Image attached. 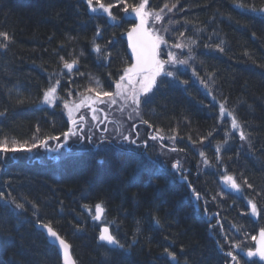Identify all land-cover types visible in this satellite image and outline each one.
<instances>
[{"label":"trees","instance_id":"obj_1","mask_svg":"<svg viewBox=\"0 0 264 264\" xmlns=\"http://www.w3.org/2000/svg\"><path fill=\"white\" fill-rule=\"evenodd\" d=\"M140 2L0 0V32L10 37H0V142L37 145L0 151V264H62L44 225L76 264H264L247 255L264 230V0H148V11H170L175 37L163 35L161 60L166 51L191 60L160 79L141 115L140 139L152 149L64 144V105L94 79L112 91L132 65L125 35L135 20L120 7ZM52 86L56 102L45 105ZM233 117L247 146L229 131ZM177 158L180 173L167 163ZM227 177L239 192L226 190ZM102 226L118 245L100 242Z\"/></svg>","mask_w":264,"mask_h":264},{"label":"rangeland","instance_id":"obj_2","mask_svg":"<svg viewBox=\"0 0 264 264\" xmlns=\"http://www.w3.org/2000/svg\"><path fill=\"white\" fill-rule=\"evenodd\" d=\"M125 8L126 7H124L123 5L120 7V11H122L123 14H125V16L133 18L134 20L138 18L135 15V13L132 11V8H128L127 12L125 11ZM145 10L148 11V8L146 7ZM148 12L152 13V15H149L146 18V24L152 33L163 37L164 41H165V37L168 38L175 37L173 32L170 34V32L168 31L169 25L171 23L170 11H161V12L148 11ZM103 13L109 16V13L104 10ZM156 14H159L161 16L160 20H157L155 18ZM257 14L264 15V12L261 11L258 12ZM162 44L164 45V48L166 50L167 48L168 49L170 48L168 43H162ZM169 53L172 52L169 51L163 52L162 60L168 61ZM175 53L176 54L174 55L177 61L188 60L187 63L186 64H180L175 62L166 63L164 66L165 72L168 71L175 72L178 69L189 70L190 69L189 62H191V60L189 59L188 55L186 53H183V51L175 52ZM159 56L161 57V53H159ZM160 57L159 59H161ZM164 76L165 75L161 74L156 78V83L153 85L151 91H149L148 93L140 94V104L138 108L132 102L131 94L133 88L139 89L140 87L139 83H135L133 85H127V81H125V84L127 85V91L122 96L114 95L110 99L109 97L103 96L104 91L101 89V84L99 85V83H97L98 81H96L97 79H94L93 82L90 83L89 90L86 91V93H84L83 97H78L77 100L70 101L68 103V108H65L64 106L65 114L68 118L69 124L71 125L70 129L77 132L76 136H72L73 137L72 139H67L64 144L66 145V143L71 144L72 142H76L73 144L77 146H80L79 144H82V146H84L86 144V141H89L91 143H94L95 145H99L101 143L104 145L110 144L126 149L129 147H135V146L138 147L142 145L144 150H146V148L149 146L148 148L150 151L154 143L146 142L145 144V142L141 141L140 139L141 132L139 125H140V120L142 119L141 115L144 114L146 105L150 102L151 97L160 82V79L163 78ZM108 92L115 93L116 92L115 85L114 88H112V91H108ZM98 93L100 94L99 96L97 95ZM112 99L115 100V103L111 102ZM101 100L103 102H101ZM55 102L56 99L54 103ZM54 103L49 104L45 102V105L52 106ZM69 109H72L71 117L69 116ZM222 116L229 117L230 114L223 111ZM232 119L230 120L231 128L229 129V131L232 130L233 134H235L238 138H240V132L243 131V129L241 128V126L238 129L233 128ZM73 120L76 121L75 124L72 123ZM124 136H128L130 140L132 139L136 140V144H131L129 141H125L123 139ZM77 142H81V143L78 144ZM242 144H243L242 147L247 146V137L246 139L242 140ZM158 155L161 161L163 162L164 159L161 156L160 150L158 151ZM177 162H179V166L183 164L182 160H179L178 158L174 159L173 161L170 160L167 161L168 166L171 167L173 171H176V173H180V171H182L183 169L181 166H180L181 168L179 167V170L172 167L173 164ZM181 162L182 164H180Z\"/></svg>","mask_w":264,"mask_h":264},{"label":"snow or ice","instance_id":"obj_3","mask_svg":"<svg viewBox=\"0 0 264 264\" xmlns=\"http://www.w3.org/2000/svg\"><path fill=\"white\" fill-rule=\"evenodd\" d=\"M99 2V0H98ZM89 5L92 4V0H88ZM148 4V0H141V2L138 5L132 6V11L135 13V15L139 18L140 23L136 25L129 33V41H130V47L132 48L133 56L135 58V63L131 66L124 69L123 75L119 77V80L116 82V92H104L103 96L109 97L110 99L116 95V96H122L127 91V85H133L135 83H139L140 87L139 89L133 88L131 99L132 102L139 107L140 104V94L141 93H148L151 91L153 85L156 83V78L160 76L161 74L166 76H173V73L168 71L165 72V64L166 63H180V64H186L187 60H176V57L174 54L169 53V60H161L158 56V49L162 43H167L164 41L163 37L158 36L152 32H150L148 29L145 28L146 24V18L149 15H152V13L146 11V7ZM175 5H173L174 7ZM242 6V5H241ZM99 7L103 9L106 12H109V9L111 6L105 7L103 3H99ZM167 7V5L165 6ZM96 8H93V11H96ZM128 8L126 6L125 11L127 12ZM262 12H264V9H261ZM157 20L161 19V16L159 14H156L155 17ZM0 37H3L4 40H9L10 37L5 32H0ZM0 47H7L6 44H0ZM174 47L180 48L182 45L176 44ZM97 51H99V47L97 46ZM223 51V49H221ZM76 63L75 60L72 61V63L65 62L64 67L66 69L71 70L73 68V65ZM125 81H127V85L125 84ZM59 84V81L56 82ZM98 83V82H97ZM56 87L52 86L50 87L44 94V101L46 103L52 104L54 103L56 99ZM91 91V89H90ZM100 95L99 93L97 94ZM101 102H103L101 100ZM112 103H115V100H111ZM65 108H68V104L66 103ZM136 110V109H134ZM224 111L223 105L221 106V112ZM72 109H69V116L71 117ZM0 115H3V113H0ZM95 118V117H94ZM73 124L76 123L75 120L72 121ZM144 123H147L144 121ZM232 127L233 128H240V124L237 122L235 117L232 119ZM67 140L70 136H76L77 132L73 131L72 129H69L68 132H65L62 134ZM49 139H56L59 140V137H49ZM123 139L125 141H129L131 144H136V140L132 139L130 140L128 136H124ZM151 139L155 140L157 139L156 136L151 137ZM240 139L244 140L246 139V136L243 131L240 132ZM146 144V142H145ZM41 146L47 148V140L41 141ZM37 147L36 144L32 145H17L15 141L12 142L11 147H9L7 140L0 142V151L8 152V151H19L24 150L31 152L33 148ZM60 147V145H58ZM50 151H56V149H49ZM175 150V149H173ZM203 155V153H201ZM173 168L179 170V162L173 164ZM229 182H231V186L237 190H239V185L235 182V180L232 177L226 178ZM197 199H199V194H196ZM251 203V202H250ZM17 208H23L22 204H16ZM252 211L255 213L257 210V206L255 203H251ZM97 214L101 213L103 211L101 204H97L95 206ZM96 218H99V215H97ZM159 223V221H157ZM47 229L48 234L51 237H54L57 241H59L60 246L64 250V256H65V264H70V257L68 253L69 245L63 240L57 232L50 226V225H44ZM262 239H264V233H261ZM99 239L101 241H106L109 244H119V242L116 240V238L109 233V230L107 228L103 229V232L99 236ZM120 247H123V245H119ZM165 252L173 259H176V256L172 252H168L167 249H165ZM259 255L261 259H264V244H262L256 252L249 251L248 256H255ZM231 255V253H229ZM235 259V257H233Z\"/></svg>","mask_w":264,"mask_h":264},{"label":"water","instance_id":"obj_4","mask_svg":"<svg viewBox=\"0 0 264 264\" xmlns=\"http://www.w3.org/2000/svg\"><path fill=\"white\" fill-rule=\"evenodd\" d=\"M139 23H140V20H139V18H137L135 25H134V26H133V27H132L127 33H126V36H125V39H126V42H127V46H128V54H129V56H130V58H131L132 64L135 63V58H134V56H133L132 48L130 47V41H129L128 33H129L134 27H136V25H138ZM145 28L148 29L147 24H145ZM148 30H149V29H148ZM158 56H159V49H158ZM73 69H74V66H73V68H72L71 70H73ZM227 184H228L229 186H228ZM223 185H225V187H226V189H227L228 191H231V192H233V193H237V192L239 191V190L233 188V187L231 186V182H229L227 179L223 181ZM102 209H103V208H102ZM103 214H104V210H103L101 213H99V214H97V212H96V217H97V215H99V218H96V219H101V218L103 217ZM104 228H107V229L109 230V233L111 234V230H110V228H109L108 226H103V227L101 228L100 235H101V233L103 232V229H104ZM40 229H42V231L45 233V235H46V237L48 238L49 242H51L52 245H54V246L58 249L59 254H60V257H61V259H62V264H65L64 250H63V248L60 246L59 241H57L54 237H51V236L48 234L47 229H46L45 227L40 226ZM261 233H264V230H260V231H259V233H258V235H257V238H256V241H255V246H256V248H255V250H254L253 252H256L257 249H258L262 244H264V239H262ZM111 235H112V234H111ZM63 240H64V239H63ZM99 240H100V239H99ZM65 242H66V241H65ZM100 242H102V243H104V244H107V245H110V246L115 245V244H109V243H107L106 241H101V240H100ZM66 243H67V242H66ZM67 244H68V243H67ZM68 245H69V244H68ZM68 253H69V257H70V264H76L75 261H74V258H73V256H72V253H71V247H70V245H69ZM252 257L255 258V259L257 258V259H260V260H264V259H261L260 256H259L258 254L255 255V256H252Z\"/></svg>","mask_w":264,"mask_h":264},{"label":"bare ground","instance_id":"obj_5","mask_svg":"<svg viewBox=\"0 0 264 264\" xmlns=\"http://www.w3.org/2000/svg\"><path fill=\"white\" fill-rule=\"evenodd\" d=\"M237 7H239V6H237ZM239 9H241V10H243L241 7H239ZM149 29V28H148ZM149 31H150V29H149ZM151 32V31H150ZM239 192V191H238ZM258 233H259V231H258ZM258 233H257V235H258ZM256 238H257V236H256ZM255 241H256V239H255ZM255 248H256V246H255ZM255 248L254 249H252V250H249V251H254L255 250ZM248 251V252H249ZM248 252H247V255H248ZM250 257H252V256H250ZM253 258V257H252ZM255 259V258H254ZM256 260H259V261H264V260H260V259H257L256 258Z\"/></svg>","mask_w":264,"mask_h":264},{"label":"flooded vegetation","instance_id":"obj_6","mask_svg":"<svg viewBox=\"0 0 264 264\" xmlns=\"http://www.w3.org/2000/svg\"><path fill=\"white\" fill-rule=\"evenodd\" d=\"M71 126V125H70Z\"/></svg>","mask_w":264,"mask_h":264}]
</instances>
